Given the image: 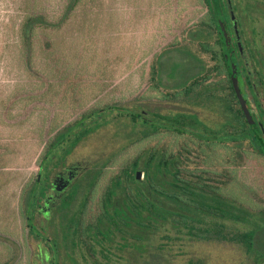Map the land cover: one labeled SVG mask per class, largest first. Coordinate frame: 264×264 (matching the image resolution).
I'll use <instances>...</instances> for the list:
<instances>
[{
  "label": "trees",
  "instance_id": "16d2710c",
  "mask_svg": "<svg viewBox=\"0 0 264 264\" xmlns=\"http://www.w3.org/2000/svg\"><path fill=\"white\" fill-rule=\"evenodd\" d=\"M81 2L64 0L56 14L36 2L24 9L15 37L27 69L37 33L61 29ZM210 29L206 17L197 19L187 39L153 55L147 101L98 99L61 126L50 121L39 170L24 182L18 200L27 264H111L112 250L126 255L128 264H169L164 244L151 243L168 230L200 241L237 242L249 264H264V207L232 190L245 148L264 159V125L239 93L240 79L225 76L230 64L223 52L209 58ZM43 46L48 93L57 85L50 80L52 40L45 38ZM150 138L151 146L121 157L129 145ZM221 148L226 153L220 157ZM67 173V185L56 190L55 179ZM225 220L249 229L234 233ZM0 242L12 251L0 264H13L20 246L2 233Z\"/></svg>",
  "mask_w": 264,
  "mask_h": 264
},
{
  "label": "rangeland",
  "instance_id": "374dc122",
  "mask_svg": "<svg viewBox=\"0 0 264 264\" xmlns=\"http://www.w3.org/2000/svg\"><path fill=\"white\" fill-rule=\"evenodd\" d=\"M32 2L48 14L60 12L64 4V0H0V233L21 248L13 264H27L29 260L22 241L18 200L24 182L39 170L38 156L48 138L44 130L50 121L54 119L55 126H61L98 99L147 101L153 55L187 39L188 29L204 10L199 0H82L61 29L37 33L29 70L19 60L15 30ZM45 38L53 42L48 56L54 68L50 80L57 84L48 93L44 90L45 73L41 72L45 67V53H41ZM44 91L47 95L42 94ZM154 142L150 138L129 145L121 157L138 153ZM248 151L245 148L238 162L237 185L229 188L241 200L264 207V159ZM219 152L220 157L226 153L223 148ZM245 187L251 189L249 195ZM224 222L234 233L249 229L244 223ZM151 243L164 244L169 264H249L244 249L234 241L206 242L168 230ZM7 246L0 242V262L12 252ZM108 260L128 264L126 255L114 250Z\"/></svg>",
  "mask_w": 264,
  "mask_h": 264
},
{
  "label": "flooded vegetation",
  "instance_id": "af4514ba",
  "mask_svg": "<svg viewBox=\"0 0 264 264\" xmlns=\"http://www.w3.org/2000/svg\"><path fill=\"white\" fill-rule=\"evenodd\" d=\"M199 3L204 10L197 19L206 17L210 22L213 51L209 58L214 60L217 53L223 52L230 64L225 76L240 79L239 93L264 125V0H199ZM70 176L61 175L55 183L60 179L65 183Z\"/></svg>",
  "mask_w": 264,
  "mask_h": 264
},
{
  "label": "water",
  "instance_id": "95a60500",
  "mask_svg": "<svg viewBox=\"0 0 264 264\" xmlns=\"http://www.w3.org/2000/svg\"><path fill=\"white\" fill-rule=\"evenodd\" d=\"M136 177L139 178L140 177V172H136ZM68 181V180H67ZM67 181L65 183H63L62 179H60L57 184L55 183V189L60 191L62 190L66 185H67Z\"/></svg>",
  "mask_w": 264,
  "mask_h": 264
}]
</instances>
